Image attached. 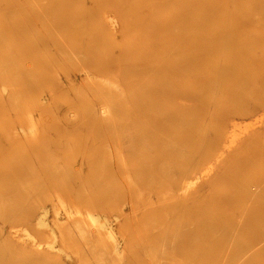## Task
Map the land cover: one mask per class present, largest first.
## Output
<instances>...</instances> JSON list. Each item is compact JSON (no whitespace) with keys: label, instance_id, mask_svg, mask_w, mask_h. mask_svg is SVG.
Wrapping results in <instances>:
<instances>
[{"label":"rangeland","instance_id":"rangeland-1","mask_svg":"<svg viewBox=\"0 0 264 264\" xmlns=\"http://www.w3.org/2000/svg\"><path fill=\"white\" fill-rule=\"evenodd\" d=\"M43 1L47 0H0V233L4 234L0 242L5 245L0 243V264H232L229 256L221 254L208 260L181 255L183 251L178 249L159 255V241L173 231L162 223L170 219L183 223L197 204L209 214L236 217L240 209L234 203L239 196H233V205L217 203L234 190L224 179L225 173L250 157L255 163L245 171L246 177L258 179L264 173L263 151L247 154L250 145H244L202 188L194 181L186 200L168 201H178L185 213H172L169 207L160 213L157 202H147L153 192H165L167 178L140 173L143 144L139 136L144 131L140 94L144 80L149 81L152 68L167 49V41H177L180 48L197 54L192 63L196 68H203L207 59L213 61L216 56L222 57L223 65L256 54L260 56L256 60L263 61L264 0H180L179 6H171L174 10L165 7L168 0H67L75 3L63 5L56 16L39 13L41 19H36L33 3L40 6ZM31 40L36 45L33 50ZM102 107L106 112L93 117L91 112ZM259 119L263 125L251 126ZM258 126L257 142L264 143V111L239 124L236 134L242 138V133ZM60 149L62 153H58ZM37 152L46 160L40 159L41 154L36 156ZM25 153L36 172L27 166ZM150 155L155 157L154 152ZM44 160L57 168L53 172L54 166L43 168ZM167 162L172 163L171 159ZM19 163L22 174L17 173ZM118 166L125 175L118 173ZM47 169L57 183H48ZM155 182L162 186L157 191L150 187ZM47 183H55L59 196ZM65 187L71 193L60 195L66 193ZM195 199L199 202H193ZM67 217L77 220V227L68 226L75 227L74 235L63 229ZM8 231L20 238L8 237ZM100 256L103 262L94 263L93 257ZM54 258L58 261L53 263Z\"/></svg>","mask_w":264,"mask_h":264},{"label":"bare ground","instance_id":"bare-ground-1","mask_svg":"<svg viewBox=\"0 0 264 264\" xmlns=\"http://www.w3.org/2000/svg\"><path fill=\"white\" fill-rule=\"evenodd\" d=\"M74 3V1L67 0L62 1L61 3H58L57 0H47L46 2L43 1L42 3H40V6L37 3H33V5L36 7L35 12L37 10L36 19H41L39 18V13H44L48 16L51 15L52 17L56 16L57 10L63 7V5L72 6V4ZM180 4V0H168L165 7L179 6ZM213 5L215 6V4ZM193 6L191 7V10ZM172 7L171 10H174L172 9ZM51 8H53V10H51ZM212 9L214 10L215 8ZM64 14H68L69 16L72 15L71 11H66ZM33 19L34 18L32 17V20ZM210 23H212L211 20ZM65 26V24H60V28L62 29H66ZM208 34H211V32H208ZM178 44L179 43L177 41L173 43L171 41H167V49L165 48V50L163 51L164 54L161 53L160 59L157 60V67L152 68V72L150 73L151 78L149 79V81L144 80L145 82L141 86V114L144 121V131L142 133V136H139V140L143 144L140 149V152L142 153V157L140 158V160H142V167L140 169L141 176L142 172H144L147 176L151 173L153 175H160V177L167 178L166 183H164L163 185L165 192L161 195L157 192H153V197H150L147 203L150 205L155 201L159 204V208L161 209L160 213L167 211L168 209L166 207H169L170 211L172 213L175 212V214L176 212L185 213V210L183 207L177 206L178 201H168L172 198H175L179 201L186 200L187 197L191 195V192H189V188L192 189L191 184L194 183V181H198L199 187L202 188L205 184H207L217 176L218 168L222 166L223 162L226 161V159L231 154L243 148L244 145H250L247 154H257L259 150L263 151L262 154H264V143L260 144L259 142H257L259 139L257 137V132L260 130L259 126V128L250 127L252 128V130L246 133L240 132L242 133V135L245 134L242 138H238V134H236L237 129L239 128V124H241L244 120H249V116H254L255 113L264 111V60L257 61L256 59L260 56L256 54L254 56L242 58L233 63L228 62L223 65V63H221L222 57L216 56V59H213V61L207 59L206 61L209 62L208 64H204L203 68L201 66H198V68H196L192 63L195 55L197 54H194V52L191 51L188 52L187 50L180 48ZM31 47L32 50L36 47L33 41L31 42ZM157 49H161L162 51V49L164 48L157 47ZM32 58H30V60ZM32 63L31 66H33ZM27 69H30L29 66ZM29 73L28 75H30ZM59 86L57 87L56 85L58 90ZM94 111L95 112H91V114L93 115V117H96V115H103L106 112V108L102 107ZM262 122L263 121L261 119L256 120V122H254L251 126L255 124L258 125V123L261 124ZM55 128L57 129L56 126ZM246 129L247 128L245 126L244 130ZM61 151L62 150L60 149L58 153H62ZM150 151L155 153V157H152V155H150ZM38 154V152L35 153L36 156ZM40 154L39 155L41 159L42 153ZM25 155L23 156V158L26 159L25 161L28 160L26 164L27 166L29 164L28 167H30V170L33 172L36 168L32 167L31 169L30 163H28L31 161V158H28V156L30 155L28 153H25ZM35 155L34 159L36 158ZM42 157H44V154ZM44 158L46 160V157ZM170 159L172 163H164L165 160ZM159 160L162 161L160 162ZM44 161H42V163L47 162ZM39 162H37L38 165ZM254 163L255 160L248 157L243 161L234 164L232 168H230L231 171H227L230 173H225L224 179H228L230 181L233 187L232 189L234 190L232 193H230L229 197L225 196L218 199V202H216L219 204L225 203L226 205H233V203L235 202L233 200V196H239L237 201L234 203V205H236V207L240 209L239 214L236 217H222L216 213H212V215L208 213L207 208H203V206L197 204L196 207L189 209L188 220L183 221V223L174 221L172 222L171 219L162 223L164 227H166L165 229H173V231L170 235H164L163 238L159 241L157 253L159 255H162L171 251L175 252V249H178V251H183L181 255L190 254L195 259L208 260L212 259L217 254H221L224 257L229 256L228 259H230V262L232 264H264V173L254 181L250 180V175L246 177L245 174L247 168H253ZM15 164L16 162L14 163V165ZM90 164H92V162H90ZM18 165L20 166L18 167ZM18 165L16 169L21 167L20 163ZM23 165H25V163ZM44 165L45 166L41 165L40 163L41 172L43 170L42 166L43 168L45 167V169L47 165L50 166V164L47 163ZM53 166L54 165L50 166L49 168H52ZM139 166H141L140 163ZM118 167V173L121 175H125L126 171H124L122 167ZM54 168L57 167L54 166L51 172H53ZM22 170L24 169H17V173L18 171H20L19 173H21ZM47 170L45 172V176L49 173V170ZM12 171L11 173H13ZM58 171H55V173H58ZM13 174L16 175L15 173ZM27 174L29 173H26V175ZM32 174L30 172V175ZM51 174L52 173H49L47 175L51 180L48 183L56 182V179L55 181H53L54 174L53 176ZM60 175L57 174L55 175V177H58V180H61V177L59 179ZM22 176L24 177V174ZM27 176L29 178V175ZM51 176L53 179L51 178ZM19 177L21 176L19 175ZM37 177L38 173L36 175V178ZM14 178L16 177L13 176V180ZM46 178L44 177L45 180ZM157 178L158 177H156V179ZM59 182H61V184L64 186L66 185L63 184L62 181ZM71 182H69V184ZM32 184L34 186L35 183L33 182ZM38 184H40V182L36 185ZM54 184H52L53 187ZM36 185L35 188L38 190V188L40 187L37 188ZM48 185L51 186L49 187L50 189H53L51 184ZM45 187L48 189V186ZM69 187H71V185H69ZM150 187L157 191L158 188H161L162 186H159V183L155 182L151 184ZM35 188H32V190ZM55 188H57L56 185L54 189ZM68 188L65 187V189L63 188V190L66 191L67 189L68 191ZM57 190L58 189H55L54 192H56ZM48 191L49 190H46L43 193H47ZM67 191L66 193L64 192V194L61 193L60 195H69L71 193ZM56 193H58V191ZM197 201L198 200L195 199L193 202L196 203ZM41 209H43V207ZM130 209L131 211H134V208L132 206H130ZM11 213H14V211L11 212L10 210V214ZM27 214L28 213H26V215ZM145 214L147 215V213ZM56 217L58 216H55V220ZM76 221L77 220L73 218L67 217L66 222L70 224L66 223L63 229H68V235H74L73 229H75V227L69 229L68 226L73 224L77 227ZM3 224L6 225L7 223L5 224L4 222ZM10 224H12V222H10ZM18 224L20 226V223ZM168 224H171L170 227L168 226ZM6 233L8 237L14 239L20 238L19 235H14V232L11 233L10 231H8ZM44 234L46 235V233ZM2 235L4 234L2 233ZM2 235L0 233V237ZM209 235H212L214 237L210 238ZM40 236H42V233ZM46 241H42V244ZM1 244L5 248V245L3 243ZM1 244L0 249L2 247ZM37 246L39 245L37 244ZM185 247L187 248V250H185ZM52 248L54 247L52 246ZM180 248H182L183 250ZM44 251L47 252V249ZM46 252L42 253L46 254ZM4 254L3 259L6 256ZM57 254L58 256H60L59 253ZM5 259L7 260V258ZM93 260L95 261L94 263H96V261L98 260L100 262H103V256H100V258L96 260L93 257ZM104 260L106 259L104 258ZM55 261L58 260L54 258L53 263ZM58 264H60V261L58 262ZM87 264L92 263L87 262Z\"/></svg>","mask_w":264,"mask_h":264}]
</instances>
